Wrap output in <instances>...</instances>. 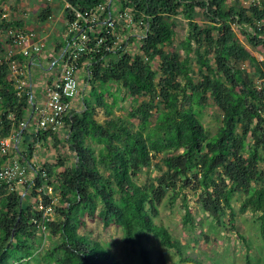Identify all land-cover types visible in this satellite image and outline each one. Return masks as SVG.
I'll return each mask as SVG.
<instances>
[{"label": "trees", "instance_id": "obj_1", "mask_svg": "<svg viewBox=\"0 0 264 264\" xmlns=\"http://www.w3.org/2000/svg\"><path fill=\"white\" fill-rule=\"evenodd\" d=\"M6 1L0 0V31L12 26L2 17ZM105 1L68 0L66 22L73 21V8L92 9ZM118 1L116 10L132 12L139 23L141 46L106 52L101 45L100 53L82 58L81 67L89 65L91 72L84 78L88 89L81 113L72 111L64 126L63 143L75 156L74 162L67 165L68 158L59 155L55 164L44 166L41 171L48 178L38 171L32 193L25 198L0 181V264H26L38 256L44 264H121L104 243L105 231L112 226L121 230L127 245L138 249L144 264H154L147 248L151 238L174 251L181 263L204 264L189 256L181 241L155 221L165 195L171 193L176 201L186 190L201 192V210L212 215L214 228L227 223L235 228L232 201L243 193L240 211L257 215L264 238V90L258 87L264 79V60L254 56L235 30L251 47L264 50V0ZM50 16L51 11L42 15L43 19ZM178 17L188 27L180 51L171 46ZM107 35V27L100 25L91 34V43ZM9 44L0 42V138L21 130L25 136L34 104L26 95L18 96L15 81L9 78L4 62ZM248 68L259 74L257 80ZM98 89L103 90L99 97L91 94ZM121 93L135 103L128 116L98 120L97 108L114 115L113 107L125 97L118 98ZM144 96L148 100L140 102ZM211 105L223 119L213 136L201 121ZM22 123L27 124L25 129ZM54 134L43 132L40 137H51L58 149L62 141ZM32 157V146L28 153L19 149L12 153L25 165ZM4 161L0 160V167ZM153 166L158 175L142 187L137 179L144 168ZM59 167L64 171L58 172ZM45 183L60 193L55 215L61 220L46 221L43 233L37 203L38 188ZM183 205L184 227L195 230L197 221L186 200ZM228 213L232 217L226 222ZM88 221L98 223L96 237L88 233ZM47 236L56 241L40 255L39 241ZM240 238L244 240L243 235Z\"/></svg>", "mask_w": 264, "mask_h": 264}, {"label": "rangeland", "instance_id": "obj_2", "mask_svg": "<svg viewBox=\"0 0 264 264\" xmlns=\"http://www.w3.org/2000/svg\"><path fill=\"white\" fill-rule=\"evenodd\" d=\"M14 2L15 0H7L6 4L13 5ZM61 2L63 3L61 4V7L58 5V7L55 6L56 8H53L51 4H55L54 0L50 2L47 1V3H51L49 5H46L45 3V5H43L42 0H34V4L36 5L37 3V7L34 5L35 15L32 18L34 20V31L40 35L42 34L44 36H48L51 39H54V42L59 39L60 35L65 29V21L60 18V16H65L64 12L62 13L64 1L61 0ZM45 11H51L52 16L48 17L47 19H43L42 15H44ZM25 12L14 10V8H12L11 10H4L3 8L2 15L7 14V21L13 26L12 23L16 21L15 15H18V17L24 16L26 14ZM176 23L178 24L179 29L171 46H173L177 51H180L181 43L188 34V27L186 20H184L182 17H178ZM16 29L20 28L16 27ZM235 30L240 41H242L245 46L253 50L254 56L259 61H263V48L261 46L257 47L256 49L251 47L247 43V41L244 40L240 31L236 28ZM131 33L132 35L138 33L139 36H133L136 37L135 41H132L131 46L126 51L138 49L141 46L140 38L143 35L142 29L139 26H136L135 30ZM6 41V35L4 34V32L0 31V42L5 43ZM246 66H248V63L246 64ZM248 69L251 72V77L254 80H257L259 74L252 68ZM39 73L41 75H44L43 78H45V75H47V77L50 76L51 79L52 76L56 74V71L44 72V70L40 69ZM78 76L80 80V94L74 102L73 111L81 113V109L83 106L82 98L85 94L84 92H86L88 88L84 81L86 74L78 72ZM44 81L46 82V80ZM37 82H39L38 74L34 73V83ZM102 91L103 90L98 89L97 91H93L91 94L99 97ZM117 92L118 91L115 89L112 91V93L114 94H116ZM34 94V96L36 97H38V95L40 96L39 89L37 87H35L34 89ZM115 96L116 95H113V97ZM123 96H125L124 100L118 102L112 109L114 115L108 116L104 108H97V119L100 121H104L106 119L109 120L117 116H128L130 108L135 105V103L130 100L128 94L121 93V95H117L118 98H123ZM87 97L88 94L86 95V98ZM107 98L108 103L112 106L113 100L109 97ZM145 100H148V98L145 96L139 99L140 102ZM201 118V121L212 136L217 133L218 128L221 125V120H223L221 112L213 105L205 109ZM66 136L67 129L63 131L62 138L59 139V141L62 142L57 143L58 149L56 148L55 152L56 156L62 155L63 159L68 158V163L70 164L71 162H74L75 156L72 154V152H68L67 150H65L63 141H65ZM92 147L96 151H98L99 149L96 144H92ZM39 150V156L43 159L44 162H47L48 159L52 158L50 155L49 157L47 156L48 153L51 154L50 147L44 146ZM1 159L2 158L0 156V160ZM157 161L159 162V160ZM157 161H154V163H156ZM47 164L49 165V163ZM42 168L43 167H41V169ZM62 171H64V167H59L58 172ZM158 173L159 172L154 166L151 168H144L141 175L137 179L138 184L142 187H148L150 182L154 177L158 175ZM200 194L201 192L195 194V192L191 190H186L182 193L180 198L175 201L172 199L171 193H167L165 195V198L158 205V212L160 214H158L157 218H155L156 223L167 227L171 231L173 236L181 241V243L186 247L188 255L199 259L204 264H264V238L261 235L259 223L256 220L257 215L251 211H247L244 214L240 211L241 203L244 199V194L240 193L235 195L232 201L233 212L235 216V228L232 227V225H230L229 223H227V226L224 228H214L215 224L212 215L201 210V205L199 204ZM184 200L187 201L191 209L192 216L197 221L196 229L192 231H189L186 227H184ZM230 217L232 216H230L228 213L223 220L227 222L229 221ZM51 220L60 221L61 217L59 215H53L51 217ZM88 224L90 230L88 233H91L93 237H96L95 235L100 233L98 229V223L88 221ZM236 229H238L240 235H243L244 240L240 238V235L238 234V231H236ZM55 241L56 239H51V237L49 236H47L46 239H43V241L40 239V255L48 251L55 243ZM104 243L107 245L109 250L117 255V257L121 261V264H144L138 252V249L127 245L123 241V234L117 227L112 226L109 231H105ZM147 248L151 253V258L154 264H184L180 262L179 257L174 251L166 249L160 244L158 239L151 238L147 242ZM159 257L161 258V261L158 260ZM26 264L44 263L42 262L40 256H38L36 260H33Z\"/></svg>", "mask_w": 264, "mask_h": 264}, {"label": "built area", "instance_id": "obj_3", "mask_svg": "<svg viewBox=\"0 0 264 264\" xmlns=\"http://www.w3.org/2000/svg\"><path fill=\"white\" fill-rule=\"evenodd\" d=\"M63 1L66 11L70 8V4L68 0ZM118 2V0H106L92 9H83L80 6L73 8L74 19L66 24L67 45L56 58L49 62L57 76L53 82L46 86L45 102L40 106H36L34 103L36 119L33 123V132H35L36 141H39L43 132H59L64 128L66 118L73 114L74 102L80 94L78 72L88 75L91 73L89 65L81 67L82 58L88 54L100 53L101 45H104L106 52L126 51L131 46V38L135 36L131 32L135 30L136 26H139V23L136 22L132 12L116 10ZM112 8L115 11H112ZM106 10H109L107 16H105ZM2 17L3 20H7V14ZM100 25L107 27L109 35L101 36L98 42L93 44L90 36L98 30ZM1 31L10 42L4 55V62L9 68V78L15 81L18 96L26 95L32 102L33 94L28 88L25 68L20 62V58L29 59L33 56L34 58L40 56L48 44L33 30L16 29L11 26L7 31ZM258 87L264 90V79L258 82ZM21 127L25 129L27 124L22 123ZM23 131L0 138V156L5 159L0 167V181L7 186L11 193L18 191L25 198L32 193L34 179L39 177L40 172L42 178L47 179L48 176L41 171V168L36 167L34 170V167L31 168L19 162L17 158H12L13 151L18 149L24 137ZM32 172H34L33 176ZM38 193L40 199L37 207L38 211L43 214L40 229L45 233L44 223L51 220L57 210L56 207L60 206V193L55 186L46 183L38 188ZM45 197L49 199L48 202L45 201Z\"/></svg>", "mask_w": 264, "mask_h": 264}, {"label": "crops", "instance_id": "obj_4", "mask_svg": "<svg viewBox=\"0 0 264 264\" xmlns=\"http://www.w3.org/2000/svg\"><path fill=\"white\" fill-rule=\"evenodd\" d=\"M42 1H43V5L51 4V3H47V0H42ZM54 2H55L54 5H53V3L51 4L53 8H56L55 6L58 7V5L61 7V4H63L61 2V0H54ZM6 3H7V1L5 2V4H3L4 10H11L12 8H14V10H18L20 12L26 11L25 12L26 14L24 16L18 17V15L17 16L15 15L16 21L13 23L12 27L15 26V27H18L20 29L33 30L34 31V20L32 19L35 15V13H34V5H35L34 0H15L13 5H9ZM35 6L37 7V3ZM63 12L65 15V6H63L62 13ZM65 16L64 17L60 16V18L65 21V29H64L63 33L60 35L59 39H57L58 41L56 40L54 42V39H51L48 36H44L42 34L41 35L38 34L39 37L44 39V41L48 45L43 50V52L41 53L40 56H37L35 58L33 56L29 59H25V61L23 63V66H24L25 72H26L28 88H29L30 92L33 94V103H35L36 106H40L45 102L46 86L48 84H50L51 82H53L57 76V74H54L52 76V78L50 79V76L47 77V75H45L46 77L43 78L44 75H41L39 73V70L42 69V70H44V72H53V70L51 69V67L49 65V62L53 58H56L59 55L60 51L62 49H64L67 45V41H66V24H67V22L65 20ZM136 34H135V36H139ZM34 73L38 74L39 82H37V83H34ZM44 80H46V82ZM35 87H37L39 89L40 96L38 95V97L34 96L35 95L34 94ZM32 105H33L32 106L33 111L30 112V117L28 120V122H30V124H29L30 127H28L27 135L22 138V140L18 146V149L23 153H26V152L28 153L29 147L32 146L33 157L30 159L29 163L27 162V164L30 165V163H31L34 166V168H36V167L41 168V167L47 166L48 165L47 163H49V165L55 164L57 162V159L59 156H56V152H55L56 148L53 147L55 145L54 139H52L51 137H47V138L40 137L39 141H35V132H33V123L36 119V117H35L36 115L34 114V112H35L34 104H32ZM34 129H35V127H34ZM65 129L66 128H63L59 132L55 133L54 134L55 137L57 139H61L63 131H65ZM33 139H34V142H33ZM44 146H48L51 148V154L48 153L47 156L49 157V155H50L52 158L48 159L47 162H44L43 159L39 156L40 155L39 149L41 147H44ZM52 148H54L55 150ZM65 150H67V149L65 148ZM50 161H51V163H50ZM67 164H69V163H67ZM31 175L33 176L34 172H32Z\"/></svg>", "mask_w": 264, "mask_h": 264}]
</instances>
